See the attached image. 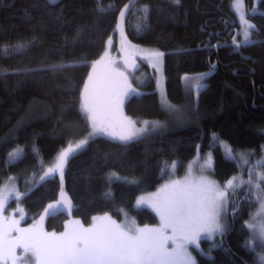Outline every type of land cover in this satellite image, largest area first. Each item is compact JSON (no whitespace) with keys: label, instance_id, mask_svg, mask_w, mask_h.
<instances>
[{"label":"trees","instance_id":"trees-1","mask_svg":"<svg viewBox=\"0 0 264 264\" xmlns=\"http://www.w3.org/2000/svg\"><path fill=\"white\" fill-rule=\"evenodd\" d=\"M232 4L233 0H58L54 5L49 0H0V183L19 176L24 203L34 216H41L67 192L73 214L87 224L97 214L121 218L124 209H133L140 193L182 173L196 153L211 152L213 175L221 183L235 176L237 188L229 229L202 239L196 248L198 264H264L247 246L245 225L254 204L246 171L251 163L264 160V0L258 1L253 15L254 42L245 47L220 44L227 23L236 19ZM126 5L128 38L165 52L168 94L177 103L189 104L192 121L127 144L95 136L65 164L62 182L53 175L39 183L46 165L69 142L88 137L90 125L80 112L81 92ZM243 53L249 60H243ZM61 63L66 65L62 70H48ZM214 64L196 96L185 77ZM136 83L143 92L126 101L125 112L134 118H168L147 64ZM224 143L231 147V156ZM12 152L19 155L12 158ZM136 215L140 223L157 220L147 207ZM67 217L66 211L48 216L44 227L62 230Z\"/></svg>","mask_w":264,"mask_h":264},{"label":"snow or ice","instance_id":"snow-or-ice-1","mask_svg":"<svg viewBox=\"0 0 264 264\" xmlns=\"http://www.w3.org/2000/svg\"><path fill=\"white\" fill-rule=\"evenodd\" d=\"M57 2L49 0L53 5ZM173 2L179 3V0ZM241 3L242 0H234L237 10ZM120 16L123 19V11ZM244 22L247 24L246 20ZM253 27L248 24V28ZM248 28L244 31L245 42L250 36ZM125 43L126 38L122 40V50ZM148 55L159 62L164 53L152 52ZM124 63L128 66L127 59ZM65 67L63 63L49 65L48 70L58 71ZM201 86L199 83L196 85L197 88ZM132 94L138 95L128 82L125 71L116 67V60L107 51L99 60L93 61L80 97V112L85 115L91 131L88 137L70 142L59 153L55 165L39 177V183L57 172L62 182L65 164L95 136L107 135L127 144L145 136L150 130L154 132L158 124L145 121L142 127H136V122L124 115V101ZM162 103L169 109L173 107L163 98ZM18 155L19 152L9 153L12 158ZM210 166L209 159L200 165V170ZM162 171L167 174L166 169ZM258 176L264 181V173H258ZM233 183L229 180L227 185L233 186ZM22 195L15 193L16 199ZM7 200L8 197L0 193V264H32L33 259L35 264H197L189 247L199 248L202 238L210 239L215 233L223 232L221 220L226 210V191L206 176H192L191 169L183 180H170L157 192L137 199L136 207H149L156 212L160 219L158 226L139 227L135 220L122 224L105 213L93 216L92 223L87 227L81 220H68L64 223L63 232H48L44 227L46 217L72 211L71 201L62 193V200L49 204L38 221L21 228L20 220L3 215ZM20 211L22 213L23 210ZM254 221L247 224L253 230V237L247 241L249 244L257 237L264 241V205ZM13 233L16 235L13 236ZM17 248H21L26 255L17 256ZM261 261H264V254Z\"/></svg>","mask_w":264,"mask_h":264},{"label":"rangeland","instance_id":"rangeland-1","mask_svg":"<svg viewBox=\"0 0 264 264\" xmlns=\"http://www.w3.org/2000/svg\"><path fill=\"white\" fill-rule=\"evenodd\" d=\"M258 1L259 0H251L249 2L248 0H242V3L239 7V10H237V8L234 6V0H233L232 6L236 12V21L239 24V26L236 28V35H235V38H236L235 40H237L236 42L238 44L248 43L253 38V30L255 29V21L253 19V15H254V13L258 12V7H257ZM128 8L129 7L127 5V7H124L122 10L124 12L123 19L119 15L117 25L115 28V32H114V34L110 35L107 38L106 46H105L104 52L102 53L101 56H103L104 53L107 51L109 53V55L113 59L116 60V67L118 69H120L121 71H125V73L128 77V82L132 85V88H134L136 90V93H138V94L142 93L143 90L137 85L136 82H137L138 77H139L140 69L143 67L144 64H147L154 74L155 81H156V90L158 92L160 102H161L162 106L170 113V115L166 119H150V118L143 119V118H134L132 116H129L125 112V103L132 95H137V94H132L125 99L124 104H123L124 115L129 117L131 120L135 121L136 127H142L143 122H145V121H148L150 124H152V123L158 124L159 127L154 132H160V131H165V130L183 127L184 125H186L187 123L192 121V116L190 115V111H189L190 107H189L188 103L181 104V103H177V102L173 101L168 94V91L166 88V73H165V63H164L165 52H163L162 50H159V49L151 48V47L136 43V42H134L128 38V36L125 32V28H124L126 16L128 14ZM242 16H243V19H241ZM245 20L247 21V24L244 22ZM248 24L254 25V27L248 28ZM118 25H119V27H118ZM121 28L123 29V36L121 35ZM246 28H248V31L250 33L248 42H245V37H244V31ZM125 38H126V43L124 44L123 50H122V40ZM109 40L111 41L110 44H109ZM152 52H162V53H164V55L160 58L159 62H157L156 60L151 59L149 57L148 54L152 53ZM101 56L99 58H97L96 60H99L101 58ZM125 59L128 60V66H126L124 63ZM96 60H94V61H96ZM91 70H92V65H91L90 72H91ZM214 70H215V66H213L212 68H208L207 70L199 73V75L198 74L188 75L187 82L192 83V88L194 89V93L196 96L198 95L200 90L206 84L204 78L207 77L208 75H210ZM197 83H199L202 86L197 88L196 87ZM162 98L165 99L167 101V103L169 105H172L173 107L171 109L165 107V105L162 103ZM90 131H91V128H89V132ZM150 132H153V131L150 130L149 133ZM71 142L74 143V141H71ZM224 144H225L224 146H225L227 154L229 155V153H231V155H232L231 147L227 143H224ZM58 155L56 156V158H54L51 161L50 164L48 163L46 165L45 171H47V169L49 167H53L55 165ZM231 155H229V156H231ZM209 159H210L211 166L205 167L204 171H201L200 165H204L205 162L208 161ZM190 169H191V175L192 176H194V177H198L200 175L206 176L210 180L215 181L216 184L222 190L226 191V203H225V209L226 210L223 213L222 220H221V223L223 225V232L215 233L210 239L215 238L217 235H220V234L224 233L225 231H227L230 227V216L229 215H231V213L233 211V210H230V208H231V205L233 203L237 184L235 182L236 181L235 176H231L224 183H221L213 175L214 159H213L211 152H207L203 156H201L199 153H196L193 158H191L189 161L185 162L184 170L182 171V173L175 174L172 177L162 181L160 184L157 185L156 188H154L152 190L140 193L136 197V199L132 205L133 209L132 210L124 209L121 218H115V217L111 216L110 214H108V213L107 214L112 219H114L118 223H122V224L125 223L126 221L130 222L132 220H135L137 226H139V227H143L144 225L158 226L160 223L159 216L156 214L155 211H153L149 207H147V208L151 209L156 214L157 220L155 222H150V223H140L139 222L138 217L136 215V211L138 209L143 208V207H136L137 199L141 196H147L151 193L157 192L158 189H160L162 185H164L165 183H168L170 180H183L187 175H189ZM246 172H247L246 174L248 176V181H247L248 183H249V180L251 178V183H249V185L252 187L251 192L254 195V197H253L254 204H253L251 214H250L249 218H247L245 220V225L247 227L248 223H254L255 222L254 217L261 210L262 205H264V181H261L259 176H258V173H264V160L260 159L259 162L256 161L254 163H251L248 166ZM55 175L60 176V174L58 172ZM229 180H233V182H234L233 186L227 185V182ZM17 192L24 194V192L20 189V186H19V176L11 175L9 177H6V179L2 183H0V193H3V195L8 197L7 203L5 204L3 215L6 217H11V218H15L17 220H20L19 226L21 228H27L30 225H32L33 223H35L36 221H38L40 216H38V215L34 216L33 213H30L27 210V207L24 203V195H22L19 199H16L15 193H17ZM65 197L67 200L71 201V205H72V211L70 213H68L66 211V213L68 214V217L66 218L65 222L68 220H77V219L81 220L79 217H77L73 214V205L74 204H73L72 199L70 198V196L68 195L67 192H66ZM21 209L23 210L22 213L20 211ZM104 214H97L94 216H103ZM21 216H23V219H21ZM81 222L87 227L92 223V220L87 224L84 223L82 220H81ZM247 229H248V235L246 238H247V241H249L253 237V230L249 229L248 227H247ZM45 230L48 232L54 231L56 233H60V232L64 231V228L62 230H51V229L45 228ZM15 235H16V233H13V236H15ZM202 239H209V238L204 237ZM202 239H201V241H202ZM201 241H200V243H201ZM247 246L249 248L255 250L259 254L260 258H261V255L264 254V241H261L258 237L255 240H253L250 244L247 243ZM199 247H200V245H199ZM189 251L192 253L193 257L195 258V260L198 264V258H197L195 246H190ZM16 254H17V256H20V257H24L26 255L21 248L16 249ZM9 264H11V262H9ZM32 264H35L34 259L32 261Z\"/></svg>","mask_w":264,"mask_h":264},{"label":"flooded vegetation","instance_id":"flooded-vegetation-1","mask_svg":"<svg viewBox=\"0 0 264 264\" xmlns=\"http://www.w3.org/2000/svg\"><path fill=\"white\" fill-rule=\"evenodd\" d=\"M239 26V24L237 23V21H236V19H235V21L233 20V21H230L229 23H227V25H226V28H225V34L223 35V37H224V39H222L221 40V45H225V44H229V45H232V46H234V47H237V46H239V45H244V47L245 46H248V45H251V43H253L254 41V39L252 38V40L251 41H249L248 43H244V44H238L236 41L237 40H235L236 38H235V35H236V28ZM238 44V45H237ZM242 58H243V60H249V58H250V56L249 55H247V54H242V55H240ZM213 66H215V64L214 65H212L210 68H212ZM216 67V66H215ZM245 68V67H244Z\"/></svg>","mask_w":264,"mask_h":264}]
</instances>
